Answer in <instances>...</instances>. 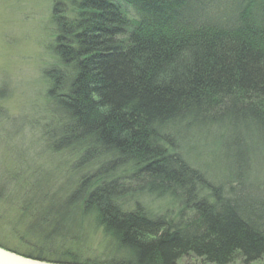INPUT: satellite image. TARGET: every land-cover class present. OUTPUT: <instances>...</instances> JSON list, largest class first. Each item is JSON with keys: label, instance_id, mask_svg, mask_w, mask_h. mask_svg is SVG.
I'll return each instance as SVG.
<instances>
[{"label": "trees", "instance_id": "1", "mask_svg": "<svg viewBox=\"0 0 264 264\" xmlns=\"http://www.w3.org/2000/svg\"><path fill=\"white\" fill-rule=\"evenodd\" d=\"M51 12L41 138L70 173L28 181L33 241L10 251L58 264L263 261L264 0H52Z\"/></svg>", "mask_w": 264, "mask_h": 264}, {"label": "rangeland", "instance_id": "2", "mask_svg": "<svg viewBox=\"0 0 264 264\" xmlns=\"http://www.w3.org/2000/svg\"><path fill=\"white\" fill-rule=\"evenodd\" d=\"M51 8L52 0H0V246L20 253L28 249L24 236L33 241L34 219L25 206L36 203L26 198L28 183L64 185L70 173L63 170L64 157L46 152L41 138L42 75L52 62ZM191 154L200 163V151ZM201 158L210 173L218 172L210 160ZM145 203L155 213L175 212L167 199L150 198ZM99 240V235L90 240L88 256L100 255ZM180 264L202 261L190 257Z\"/></svg>", "mask_w": 264, "mask_h": 264}, {"label": "water", "instance_id": "3", "mask_svg": "<svg viewBox=\"0 0 264 264\" xmlns=\"http://www.w3.org/2000/svg\"><path fill=\"white\" fill-rule=\"evenodd\" d=\"M0 264H58L31 259L0 246Z\"/></svg>", "mask_w": 264, "mask_h": 264}]
</instances>
